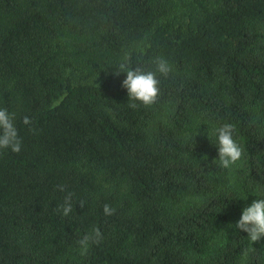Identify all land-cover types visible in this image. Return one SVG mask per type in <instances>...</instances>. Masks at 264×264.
Masks as SVG:
<instances>
[{
    "label": "trees",
    "instance_id": "trees-1",
    "mask_svg": "<svg viewBox=\"0 0 264 264\" xmlns=\"http://www.w3.org/2000/svg\"><path fill=\"white\" fill-rule=\"evenodd\" d=\"M125 54L170 64L151 106L130 107ZM0 108L21 140L0 149V264H264L236 227L264 198V0H0Z\"/></svg>",
    "mask_w": 264,
    "mask_h": 264
},
{
    "label": "clouds",
    "instance_id": "clouds-1",
    "mask_svg": "<svg viewBox=\"0 0 264 264\" xmlns=\"http://www.w3.org/2000/svg\"><path fill=\"white\" fill-rule=\"evenodd\" d=\"M130 56L125 54L123 62L120 64V71L126 72V79L123 81V87L127 89L129 100L132 101L130 107L136 108L139 105L145 107L151 106L157 100L159 95L160 76L167 77L171 72V66L168 61L158 56L154 58L155 71H144L136 68L134 71L128 67ZM119 74V72L117 73ZM138 102V103H137ZM15 113L8 112L7 109L0 108V149H10L13 153L21 151V140L15 126ZM23 123H31L28 117L23 118ZM219 166L223 169H229L242 156V148L233 138V127L231 124H224L217 130ZM60 191H64L63 185L57 186ZM72 193H67L63 203L56 209L64 217H68L73 212ZM85 201H80L81 208L85 206ZM103 213L106 217L115 215L116 209L109 204L103 207ZM236 227L248 234L251 242L259 241L264 238V198L257 199L250 207L243 210L240 220ZM103 241V234L99 227H94L79 240L76 241L81 256L87 255L90 247L98 245Z\"/></svg>",
    "mask_w": 264,
    "mask_h": 264
}]
</instances>
